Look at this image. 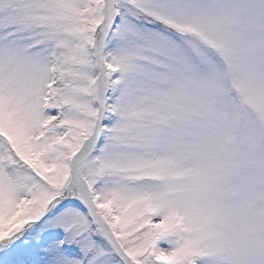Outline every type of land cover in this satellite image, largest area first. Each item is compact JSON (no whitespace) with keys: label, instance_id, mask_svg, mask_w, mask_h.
Wrapping results in <instances>:
<instances>
[{"label":"snow or ice","instance_id":"1","mask_svg":"<svg viewBox=\"0 0 264 264\" xmlns=\"http://www.w3.org/2000/svg\"><path fill=\"white\" fill-rule=\"evenodd\" d=\"M0 264H264V0H0Z\"/></svg>","mask_w":264,"mask_h":264},{"label":"rangeland","instance_id":"2","mask_svg":"<svg viewBox=\"0 0 264 264\" xmlns=\"http://www.w3.org/2000/svg\"><path fill=\"white\" fill-rule=\"evenodd\" d=\"M234 86L237 88V91L241 93V97L243 101L242 107L244 109H247L249 112L253 113L254 115L258 116L257 105L260 102L259 99L251 95L244 97L240 86L239 85H234ZM242 116L243 113L238 114L237 120L239 121V119H241Z\"/></svg>","mask_w":264,"mask_h":264}]
</instances>
